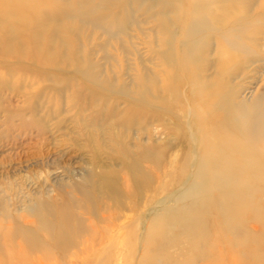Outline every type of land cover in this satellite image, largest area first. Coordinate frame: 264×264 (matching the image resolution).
<instances>
[{"label": "rangeland", "instance_id": "obj_1", "mask_svg": "<svg viewBox=\"0 0 264 264\" xmlns=\"http://www.w3.org/2000/svg\"><path fill=\"white\" fill-rule=\"evenodd\" d=\"M54 1L23 57L0 41V264H210L225 205L201 136L223 114L264 147V0H215L247 9L222 26L206 0Z\"/></svg>", "mask_w": 264, "mask_h": 264}, {"label": "bare ground", "instance_id": "obj_2", "mask_svg": "<svg viewBox=\"0 0 264 264\" xmlns=\"http://www.w3.org/2000/svg\"><path fill=\"white\" fill-rule=\"evenodd\" d=\"M190 1H191L190 3L193 2L194 4L197 0H190ZM206 1H207V4L210 10L208 8L207 9L208 11H211V17H210L211 19H215L214 17L212 18V14L215 16L214 13L216 11H219L220 9L222 11L224 10L227 13L225 15L224 11L222 13L220 11L221 14L224 13V16L223 18H219V20H218L219 16L218 17L215 16L218 21H215L216 19L214 21L216 24H219V26H222V24L226 23L231 14L235 13L233 16L235 17V15L238 16L240 14V11L242 9H243L242 10L243 13L247 11V9L245 8H242L240 10V8H238L233 2H225L226 0L222 4L223 6L221 4L217 5L216 3H214L215 0H206ZM221 1L222 0H220V2ZM239 1L240 2L238 1L237 2L239 4H242L241 3L242 0H239ZM244 1L245 0H243V3ZM39 2L44 4L42 0H0V41L3 43L2 45H4L5 47V48L3 47L4 48L3 54L5 57L13 56L18 59L20 57H23V55L25 54V50H27L29 46L35 47L34 45L35 43H32V44L30 43L26 47H24V43L21 39V36L15 39L16 37L15 35L17 33L26 32V31H23V29L27 30L29 34L38 32V30H35L32 28L31 24H29L26 21V18L31 19V21L35 23L37 21L43 20V18H45L44 17L45 14L47 16H52V15L60 14L62 11V7L59 6L57 3H55L56 1L54 0H45L46 2L45 6L39 5L40 4ZM247 2L248 1H246V3ZM197 5H195L194 8H196ZM190 7H192V5H190ZM222 8H225V9H222ZM24 9L30 11L31 16L25 15V13L23 12ZM226 9L228 11H226ZM195 10L198 12L197 9ZM191 11L189 10V14ZM202 11L203 10H201V12ZM196 14H193V16H196ZM193 16L191 18L194 20ZM207 16H210V15L208 14ZM245 17H247V15ZM230 18L232 19V17ZM197 20L199 21L200 19H196L194 21L197 22ZM232 21L234 20H231L230 22ZM242 23L244 22L242 21ZM21 27H23V29ZM193 27L194 26H192V28ZM188 31L189 30H186V32ZM8 33H10L11 36H8L7 35ZM37 49L40 50V46H38ZM231 51H232L231 49H229V51H226L225 52L226 54L224 57L227 59L232 57L231 59L234 60L235 57L233 58V55L235 53L233 51L232 53ZM186 58H188V56ZM225 58L224 59L222 58V59L225 60ZM196 70L198 69L196 68ZM212 93L210 96H208V97H211L212 100L219 99L220 98L219 96L222 95V93L219 94V92H212ZM230 108L232 111L231 105H230ZM233 110L235 112L237 108ZM222 115L223 114L219 115L216 118L213 117L214 122L212 123L211 121V123L214 124L215 128L212 131H208V133H204L201 136L204 157L202 160L203 164H202V171L200 174L205 175V177H210V183L213 188L212 191L214 195L220 198L225 205V208L222 210V218H221L222 221H220V224H223L225 226L220 225L219 227L220 231L217 232L219 236H216V240L220 241L221 244L226 243V246H224L226 247V249L224 251L223 250L219 251V253L212 252L211 258L213 259V261L212 259L209 261H210V264H258V263L264 264V203L262 201H258L256 196L254 197V194L251 193V190H250V188L253 187L254 185H259V187L264 186L262 185L264 184V174L261 175V178H258L259 176L257 175L255 171L256 169H259L260 171H257V172H264V147L262 146L261 148L260 147L261 145H260L259 146L260 149H257V150H260V152L255 151L254 149L255 146L252 147L253 146L252 139L248 138L250 135L247 137L245 134H243L240 131L239 126L237 125H236L237 126L236 128H238L239 130L236 128H234V130H229L228 127L233 126L234 123L231 124L230 119L225 118L226 116H222ZM235 117L236 116H234L233 118L234 120H235ZM199 118H201V115ZM227 122L230 123V126H227ZM250 137L252 138V136ZM261 142H262L261 144L263 145V141ZM215 161H218V163L214 164ZM255 183H258V184H255ZM238 189L240 192L238 191ZM235 191H238V192L236 193ZM249 201H254L256 203V204L254 203L256 206L251 207L249 204ZM241 217H246V218L252 217L259 222L260 226L259 228L256 229L255 233L245 232V235L243 237L237 238L233 232V229H235L238 225H240L241 219L239 218ZM1 233L2 232H0V235H2ZM227 233L228 234L230 233L231 236L229 237V235H226ZM206 238H207V233L204 234L203 232L202 240L201 239L196 240V238L194 239V241H198V243L195 244V247L198 248L197 254H200V255L205 254L203 250H199V247L197 245L199 243L203 244L204 241L206 242ZM221 244L219 243L218 245H221ZM222 252H224V254ZM219 261H221V263ZM3 262L4 261H2L1 263Z\"/></svg>", "mask_w": 264, "mask_h": 264}]
</instances>
